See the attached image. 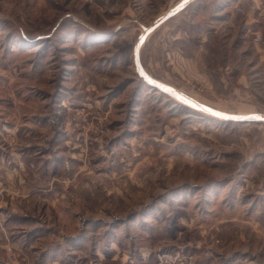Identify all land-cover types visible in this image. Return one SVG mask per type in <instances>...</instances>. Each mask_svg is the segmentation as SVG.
I'll return each instance as SVG.
<instances>
[{
    "label": "rangeland",
    "instance_id": "374dc122",
    "mask_svg": "<svg viewBox=\"0 0 264 264\" xmlns=\"http://www.w3.org/2000/svg\"><path fill=\"white\" fill-rule=\"evenodd\" d=\"M181 1L0 0V126L70 119L84 150L81 237L53 239L67 264H264V122L212 116L136 69L140 34ZM197 1L146 37L143 71L216 111L264 113V0ZM97 118L107 155L79 136Z\"/></svg>",
    "mask_w": 264,
    "mask_h": 264
},
{
    "label": "crops",
    "instance_id": "0c3cea01",
    "mask_svg": "<svg viewBox=\"0 0 264 264\" xmlns=\"http://www.w3.org/2000/svg\"><path fill=\"white\" fill-rule=\"evenodd\" d=\"M67 105L75 103L68 101ZM59 128L56 134L51 119L36 120L33 126L30 123L24 128L14 122L0 126V196L4 197L0 208V264H67L63 259L68 250L54 248L53 239L81 237L82 227L73 212L85 181L84 150L72 146L77 123L63 119ZM94 172L98 180L97 167L88 170L90 181ZM251 221L256 226L259 222L255 217ZM61 223L71 235L64 233ZM261 227L262 234L257 230L258 242L253 243L252 250H264V225ZM7 242L16 249V263L8 260L3 247ZM261 258L264 260V251Z\"/></svg>",
    "mask_w": 264,
    "mask_h": 264
},
{
    "label": "water",
    "instance_id": "95a60500",
    "mask_svg": "<svg viewBox=\"0 0 264 264\" xmlns=\"http://www.w3.org/2000/svg\"><path fill=\"white\" fill-rule=\"evenodd\" d=\"M193 1H195V0H182L175 7H173L171 10H169L166 16L158 18L151 26L146 28L143 31V33L140 34V36H139V38L135 44V49H134L135 64H136V69H137L139 75L141 76V78L145 82H147L154 89H156L160 92L166 93V94H170V95L183 96L184 98L191 101L195 106H197L198 108H200L201 110H203L204 112H206L212 116H215V117H218V118L224 119L226 121H230V122H242V123L264 122V119H261V117H264V113H252V114L239 116V115H233V114L219 112V111H216L214 109H211V108L201 104L200 102L196 101L195 99L187 96L186 94L181 92L179 89H177L175 87H171L167 84H164L160 81H157V80L151 78L149 75H147L143 71L142 66H141V62H140L139 53H140V49L142 48V46L144 44L146 37L148 35H150L162 23H165L168 19L177 15L181 11H183Z\"/></svg>",
    "mask_w": 264,
    "mask_h": 264
},
{
    "label": "built area",
    "instance_id": "2783aa9c",
    "mask_svg": "<svg viewBox=\"0 0 264 264\" xmlns=\"http://www.w3.org/2000/svg\"><path fill=\"white\" fill-rule=\"evenodd\" d=\"M238 11L245 15L247 13L246 10L243 8H238ZM257 11V6L255 4H252L250 8L248 9V12H256ZM264 41V34L262 32H258L254 36V42L256 43H261ZM105 119L104 118H97L95 120H92L90 123H87L84 127V129L79 133V136H82L86 142L89 141L91 145H93L96 148V151L98 153H103L104 155L106 154L105 151V143H104V135L107 131V127L105 124ZM204 235L207 234L206 231L203 232ZM13 248L11 246L7 245V251L10 253L11 257L15 259L14 253H13ZM209 264H250L246 262H233V261H215L211 262Z\"/></svg>",
    "mask_w": 264,
    "mask_h": 264
},
{
    "label": "bare ground",
    "instance_id": "6f19581e",
    "mask_svg": "<svg viewBox=\"0 0 264 264\" xmlns=\"http://www.w3.org/2000/svg\"><path fill=\"white\" fill-rule=\"evenodd\" d=\"M168 13V12H167ZM167 13H165L163 16H161V17H164V16H166L167 15ZM160 18V17H159ZM176 99H178V100H181V101H184V102H186V100L187 101H189L188 99H186V98H184L183 96H178V95H173ZM180 101V102H181ZM189 102H191V101H189ZM192 103V102H191ZM193 104V103H192Z\"/></svg>",
    "mask_w": 264,
    "mask_h": 264
},
{
    "label": "snow or ice",
    "instance_id": "6c2138e0",
    "mask_svg": "<svg viewBox=\"0 0 264 264\" xmlns=\"http://www.w3.org/2000/svg\"><path fill=\"white\" fill-rule=\"evenodd\" d=\"M261 119H264V117H261Z\"/></svg>",
    "mask_w": 264,
    "mask_h": 264
},
{
    "label": "trees",
    "instance_id": "16d2710c",
    "mask_svg": "<svg viewBox=\"0 0 264 264\" xmlns=\"http://www.w3.org/2000/svg\"><path fill=\"white\" fill-rule=\"evenodd\" d=\"M161 80H164V79H162V78H160Z\"/></svg>",
    "mask_w": 264,
    "mask_h": 264
}]
</instances>
